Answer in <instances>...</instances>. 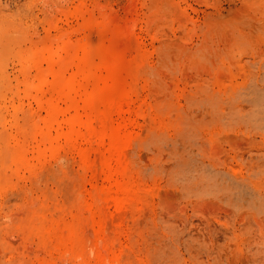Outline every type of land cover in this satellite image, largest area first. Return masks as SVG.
I'll list each match as a JSON object with an SVG mask.
<instances>
[{
	"label": "rangeland",
	"instance_id": "1",
	"mask_svg": "<svg viewBox=\"0 0 264 264\" xmlns=\"http://www.w3.org/2000/svg\"><path fill=\"white\" fill-rule=\"evenodd\" d=\"M83 52L103 95L51 148ZM0 264H264V0H0Z\"/></svg>",
	"mask_w": 264,
	"mask_h": 264
},
{
	"label": "bare ground",
	"instance_id": "2",
	"mask_svg": "<svg viewBox=\"0 0 264 264\" xmlns=\"http://www.w3.org/2000/svg\"><path fill=\"white\" fill-rule=\"evenodd\" d=\"M81 48V46H79ZM50 56V55H49ZM105 57L104 64L111 74L113 79H117V72L114 66V57L111 54L105 53L101 55ZM52 58V57H50ZM70 58V57H66ZM62 60L60 68H65L70 65L74 69L73 73L69 77H64V71L53 72V80L50 81L49 85V98L44 108L47 118L46 125L47 131L45 130V139L51 145L62 140L65 146L74 144L76 136L79 134V126L82 123V117L89 112H96L95 105L101 101L103 95L102 90L96 86V68L97 65L90 61L89 54L83 52L76 58H70ZM53 60V59H52ZM59 66V65H57ZM50 68V67H49ZM48 68V69H49ZM69 69V67H67ZM87 68V70H85ZM59 69V68H58ZM53 70V69H49ZM51 74V73H50ZM49 75V74H48ZM118 83L116 80L110 84V88H116ZM54 96H56L54 99ZM35 98L37 95L34 96ZM41 97V96H40ZM46 99V97H45ZM37 100V99H36ZM61 101L67 105L65 111L71 109L73 115L66 121V129L64 130L59 122L56 120L58 114H62L64 110L59 107L58 102ZM40 102V101H39ZM38 102V103H39ZM42 104V101L41 103ZM64 113V112H63ZM56 121L55 135L52 134V128ZM54 123V124H53Z\"/></svg>",
	"mask_w": 264,
	"mask_h": 264
}]
</instances>
